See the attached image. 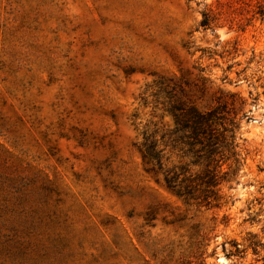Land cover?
Returning <instances> with one entry per match:
<instances>
[{
	"label": "rangeland",
	"instance_id": "1",
	"mask_svg": "<svg viewBox=\"0 0 264 264\" xmlns=\"http://www.w3.org/2000/svg\"><path fill=\"white\" fill-rule=\"evenodd\" d=\"M252 8L0 0V264H264V18ZM219 102L238 161L218 154L210 169L226 174L205 197L207 161L174 113ZM168 172L196 196L170 189Z\"/></svg>",
	"mask_w": 264,
	"mask_h": 264
},
{
	"label": "trees",
	"instance_id": "2",
	"mask_svg": "<svg viewBox=\"0 0 264 264\" xmlns=\"http://www.w3.org/2000/svg\"><path fill=\"white\" fill-rule=\"evenodd\" d=\"M245 5L252 6L251 11L253 15L264 18V0H241ZM201 25L204 28L211 27V19L204 13L201 20ZM175 110H182L181 107H175ZM226 104L219 102L217 105L207 109L201 110L195 106H191L187 111L178 113L175 111V123L180 126V129L188 132V137L192 140L190 143L200 144V157L207 161V171L201 178V184L205 197L209 195L213 188L218 185L219 179L225 177V174L219 176L216 168H211L212 164L217 161L218 154H223L225 149H228L231 156L234 157L237 163V152L233 150L235 146V133L233 131L234 120L227 118ZM227 120L229 123H227ZM229 124V125H228ZM228 157V158H229ZM217 166V165H216ZM219 166V165H218ZM181 173L168 172L165 176L166 183L170 189L175 191L178 195L186 197H195V191L192 184L185 183V179L179 180ZM208 194V195H207ZM233 250L231 252H239V247L236 243L232 244ZM264 260V256L262 257Z\"/></svg>",
	"mask_w": 264,
	"mask_h": 264
}]
</instances>
